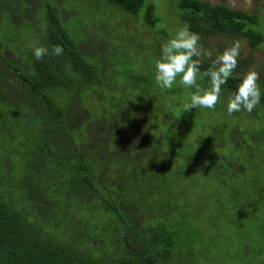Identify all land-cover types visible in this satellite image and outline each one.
<instances>
[{
  "label": "trees",
  "instance_id": "1",
  "mask_svg": "<svg viewBox=\"0 0 264 264\" xmlns=\"http://www.w3.org/2000/svg\"><path fill=\"white\" fill-rule=\"evenodd\" d=\"M100 1L119 13L142 17L145 27L157 28L160 22L151 0ZM170 2L179 20L200 37L206 30L244 36L253 48L264 43L258 15L200 0ZM61 10L58 0H0V27L9 25L0 28V264L203 261L205 256L192 248L199 242L195 215L202 212L196 205L210 200L203 186L211 178L221 188L227 186L226 172L213 168L212 176L200 164L203 146L189 154L184 141L153 157L143 143L152 140L157 150L166 147L168 126L175 123L170 110L161 112L157 137L133 128L130 136L118 127L101 136L90 122L100 113L95 116L78 104L83 96L91 98L89 90L100 83L98 66L89 61L100 52H81L84 41L67 28ZM161 32L162 43L169 33ZM30 45L46 47L49 54L37 60ZM55 45L63 47V55L52 54ZM208 68L201 63L202 72ZM242 80L231 76L222 88L230 95ZM260 88L256 110L264 109ZM143 111L148 129L149 110ZM84 112L86 124L80 129ZM119 112L103 109L101 117L121 120ZM249 116L260 118L255 111ZM24 120L30 127L26 133L14 128ZM251 134L256 143L264 138V132ZM88 135L96 147L88 146ZM201 138L196 136L197 145ZM131 145L133 155L127 152Z\"/></svg>",
  "mask_w": 264,
  "mask_h": 264
},
{
  "label": "rangeland",
  "instance_id": "2",
  "mask_svg": "<svg viewBox=\"0 0 264 264\" xmlns=\"http://www.w3.org/2000/svg\"><path fill=\"white\" fill-rule=\"evenodd\" d=\"M58 1L64 24L77 40L84 41L80 44L81 52L90 55L96 50L100 52L89 60L98 66L100 83L89 90L91 98L83 96L78 103L79 107L89 108L95 116L100 113L95 121L89 120L94 123V129L106 137L111 134L107 128L114 131L117 127L121 132L127 130L130 136L133 134L128 129L133 128L141 134L148 130L152 137H157L161 133L157 127L162 126L164 118L161 112L170 110L173 113L170 118L175 119L172 120L175 123L173 127L168 126L171 132L164 141L166 147L157 150V143H152V140L143 143L155 154L153 157H161L160 151L167 153L175 143L184 141L188 144V147L184 146L189 154L198 152L197 146H203L201 150L205 152L201 155L205 158H201L200 164L209 169L212 176L213 168H222L226 172L227 186L221 188L211 178L210 187L203 186L210 200L196 205L204 214L197 211L195 215L199 221L195 234L199 242L192 248L206 259H197L195 264H264V138L256 143V137L252 139L251 134L264 132V109H254L260 118L250 117L246 111L228 115L226 105L229 94L222 88L215 110L197 108L188 111L184 105L189 102L194 88L182 85L179 76L171 89H161L156 84L155 64L160 58L161 46L173 38L177 28L184 24L170 0H151L156 4V14L160 19L157 28L145 27L142 17L119 13L100 0ZM200 1L258 15L264 32V0ZM8 26L4 24L0 28L7 30ZM163 29L168 31L169 36L161 43L159 38L165 36L161 32ZM237 40L242 44L241 55L231 76L243 78L249 69L254 68L260 74V87H264V47H261L264 43L253 48L244 36L209 34L205 30L200 44L212 54L210 57L202 56L201 63L210 67L216 56ZM197 83L201 87L209 86L207 78L198 79ZM143 98L146 102L142 103ZM103 109L108 112L120 110L117 116H121V120L119 117L109 119L108 115L101 117ZM147 109L151 123L148 129L143 111ZM84 114L87 116V112L79 115L82 119L80 129L85 126ZM27 124L28 121L24 120L19 126L15 124L14 128L26 133L30 130ZM197 135L203 137L199 145L196 143ZM88 139L92 141L85 137L88 146L96 147L89 135ZM109 147H112L111 143ZM129 147L131 149L127 148V152L133 155L134 146ZM169 168L170 164L167 170ZM199 213L202 218H199ZM186 260L189 261L184 259L183 264H187Z\"/></svg>",
  "mask_w": 264,
  "mask_h": 264
},
{
  "label": "clouds",
  "instance_id": "3",
  "mask_svg": "<svg viewBox=\"0 0 264 264\" xmlns=\"http://www.w3.org/2000/svg\"><path fill=\"white\" fill-rule=\"evenodd\" d=\"M201 37L190 30L189 25L178 27L173 38L161 46L160 58L156 61L155 81L161 89H171L180 77V83L186 88H194L190 100L184 105L185 109L202 108L215 110L222 95V86L226 84L232 73L238 66L242 44L234 41L230 47H226L222 54L216 56L211 66L201 71L202 56H211V51L203 49L200 44ZM37 60H42L49 54V50L43 46L30 45ZM264 47V45H261ZM63 47L55 45L52 54L63 55ZM207 78L208 87H201L198 79ZM260 74L254 68L244 75L236 92L227 96V113L233 115L241 111L252 113L261 102V88L258 83Z\"/></svg>",
  "mask_w": 264,
  "mask_h": 264
}]
</instances>
